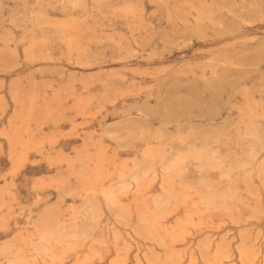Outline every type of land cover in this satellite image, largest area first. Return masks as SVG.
<instances>
[{
    "label": "rangeland",
    "instance_id": "obj_1",
    "mask_svg": "<svg viewBox=\"0 0 264 264\" xmlns=\"http://www.w3.org/2000/svg\"><path fill=\"white\" fill-rule=\"evenodd\" d=\"M0 264H264V0H0Z\"/></svg>",
    "mask_w": 264,
    "mask_h": 264
}]
</instances>
